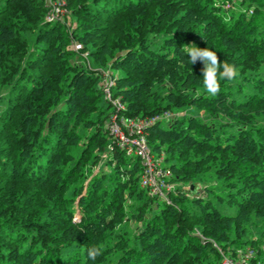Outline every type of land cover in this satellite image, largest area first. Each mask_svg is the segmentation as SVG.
<instances>
[{
  "label": "trees",
  "instance_id": "16d2710c",
  "mask_svg": "<svg viewBox=\"0 0 264 264\" xmlns=\"http://www.w3.org/2000/svg\"><path fill=\"white\" fill-rule=\"evenodd\" d=\"M45 1L0 0V87L10 90L0 119V264H222L216 245L236 259L250 247L251 264H264V242L248 239L264 220V2L62 0L79 23L72 36L44 23ZM73 40L113 71L124 112L106 108L100 78L71 62ZM191 44L238 76L208 94L202 62L182 51ZM181 111L143 129L162 179L190 185L214 170L223 196H149L140 160L107 128L114 112L152 122ZM216 198L238 214L224 216Z\"/></svg>",
  "mask_w": 264,
  "mask_h": 264
},
{
  "label": "rangeland",
  "instance_id": "374dc122",
  "mask_svg": "<svg viewBox=\"0 0 264 264\" xmlns=\"http://www.w3.org/2000/svg\"><path fill=\"white\" fill-rule=\"evenodd\" d=\"M264 2V0H262ZM233 4L236 5H240V0H233L232 1ZM66 6V1H62V0H46L44 2V7H45V18H44V23L46 24H50V22H55V23H59L62 24L66 27L67 32H69L70 35H74L76 33V31L78 30L79 27V23L77 22V20L73 17L72 13L65 8ZM227 7L230 6L226 5ZM253 9V8H252ZM263 13H264V3L261 6V8ZM68 10V11H67ZM73 44H78L81 45L79 42L73 40L72 43L70 44V46L68 47V51L73 54L70 57V60L72 63H76V64H81L83 66H85L88 71H91L93 73L96 74V76H98L100 78L99 82H98V86L103 90L104 96H103V102L104 106L107 108H109V105L112 106L115 109L114 106V101L113 100H109L108 98H106V91L108 90V87H110L109 85L111 84V81L113 80L115 74L113 73L112 70L106 69L105 67L102 66H98L97 64H95V62L93 61V59L89 58L88 53L80 51H74L73 50ZM261 71H264V67L262 68ZM9 89L8 88H2L0 87V119L2 118L6 108H7V97L9 94ZM116 110V109H115ZM105 112V110H102ZM108 111V109H107ZM101 112V111H100ZM118 112V111H116ZM111 110L108 111L107 114H110ZM192 115H194L196 118L198 117L199 119L205 120L207 119V117L199 112H193L191 113ZM118 114L116 115V113L114 112L112 114V121L110 124H108L107 128L110 131V127L117 121L119 122L118 119ZM186 116V112L181 111V113H171V114H167L165 115L164 118H162L161 122L163 123V125L165 126L169 120H171L172 117H177V118H181V117H185ZM116 122V123H117ZM1 123V122H0ZM115 123V124H116ZM110 125V126H109ZM82 134H84V132H82ZM154 158L158 160L157 156L154 155ZM108 159V154L105 153L103 154V157L101 159V161L99 162V164L97 166H95L92 170V176L90 178H92L94 175H97L100 171L103 170V168L105 167L104 164ZM214 174V170H211L207 173H205L204 175L199 176L198 179H195L190 185L186 184L184 186L182 185H175V184H169L170 186V190L168 191H164L162 195L157 194L154 191H149L148 190V195L149 196H153V197H160L162 199L165 198H169V192L174 191V189L176 188H180L183 189V191L185 190L187 192V194L191 197H195V196H199L201 194H203V192L207 191V190H213V192L215 193V195L212 198H215L216 196H223L222 193L216 192V191H220L219 189V185L221 184L216 177L213 176ZM90 178L88 179V181L90 180ZM88 185V183L86 184V186ZM184 187V188H183ZM194 189H196L197 191L194 194ZM86 191L83 192V195H85ZM213 203L215 204V206H218V208L221 210L222 214L224 216L227 217H235L238 214V210L239 208H237L236 206H230L229 204H227V199H225L224 202L218 201V199L216 198L215 200H213ZM136 209V208H135ZM134 209V210H135ZM82 218V215L80 214V211H76V216H75V221L79 222ZM135 225L133 223H127L123 226H121V228H119L121 230L124 231H130L129 229L134 227ZM138 227V224H137ZM135 229V228H134ZM199 227H196L193 229V236L196 237L200 242L201 240L203 241L204 238L202 235H200L199 233ZM248 239L254 241V242H260L261 240L264 242V220H258L256 222L253 223L252 226H250V233L248 235ZM264 247V246H263ZM215 249H219L221 257H222V264H233L234 261H236V258H233L230 254H226L221 248H219V246H215ZM221 249V250H220ZM240 251V250H239ZM251 248H246V255H243V252H238L241 256H243V258H240L241 261H246L247 264H251L250 260L252 259V256H249V254L251 253ZM251 257V258H250ZM250 259V260H249ZM232 262V263H231ZM250 262V263H249Z\"/></svg>",
  "mask_w": 264,
  "mask_h": 264
},
{
  "label": "built area",
  "instance_id": "2783aa9c",
  "mask_svg": "<svg viewBox=\"0 0 264 264\" xmlns=\"http://www.w3.org/2000/svg\"><path fill=\"white\" fill-rule=\"evenodd\" d=\"M73 50L80 52L83 48L81 45L73 44ZM109 86L105 95L106 98L112 100V81ZM114 102L116 111L124 112L126 110L120 101L115 100ZM117 120H119V122L116 121L117 123L115 122L116 124L114 123L110 127V134L114 137L117 146H120V148L126 151L128 157H137L140 160L145 170L144 176L142 177L143 188L154 191L160 195H162L164 191L170 190V186H167L162 179L163 176L166 175L162 170V161L154 158L151 149L148 148L146 135L143 132L146 126H149V124H152L154 121H161L162 119H156L152 122H142L136 119L127 120L121 117ZM164 200L167 203L169 202V198H165ZM240 258H243V256L239 254V258L236 259L233 264H247L244 259L241 261Z\"/></svg>",
  "mask_w": 264,
  "mask_h": 264
},
{
  "label": "clouds",
  "instance_id": "9594fccd",
  "mask_svg": "<svg viewBox=\"0 0 264 264\" xmlns=\"http://www.w3.org/2000/svg\"><path fill=\"white\" fill-rule=\"evenodd\" d=\"M190 57V62L195 64L202 62L203 87L210 95H216L220 91V79L234 80L238 76V69L228 62L220 63L217 53L213 50L199 48L195 44L182 48ZM222 67V71H220ZM95 255V252L92 253Z\"/></svg>",
  "mask_w": 264,
  "mask_h": 264
},
{
  "label": "bare ground",
  "instance_id": "6f19581e",
  "mask_svg": "<svg viewBox=\"0 0 264 264\" xmlns=\"http://www.w3.org/2000/svg\"><path fill=\"white\" fill-rule=\"evenodd\" d=\"M68 11V10H67Z\"/></svg>",
  "mask_w": 264,
  "mask_h": 264
}]
</instances>
